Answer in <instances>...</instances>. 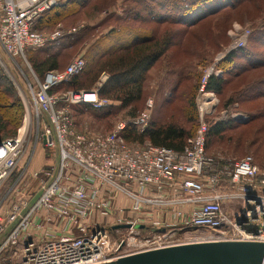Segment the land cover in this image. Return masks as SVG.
<instances>
[{
  "label": "built area",
  "instance_id": "built-area-1",
  "mask_svg": "<svg viewBox=\"0 0 264 264\" xmlns=\"http://www.w3.org/2000/svg\"><path fill=\"white\" fill-rule=\"evenodd\" d=\"M62 1L0 0L3 52L27 65L26 49L74 33L75 28L48 33L33 29L42 12ZM247 33L234 39L232 47L242 46ZM84 64L82 57L73 58L64 69L47 71L42 79L27 67L29 79L20 90L22 124L0 141V190L8 182L0 197V264H105L179 243L264 242V169L250 155L224 169L205 150L204 116L214 100L205 85L217 75L212 73H218L214 64L204 72L199 88L205 98L200 124L181 151L123 140L120 133L126 125L138 132L148 126L151 99L141 113L119 121L107 133L79 130L71 106L115 105L98 95L105 73L91 89L55 90L71 81ZM229 117L245 119L236 113ZM37 148L48 151V160L32 169ZM33 180L37 186L31 192ZM164 209L175 221L158 218ZM146 229L152 233L142 235ZM176 229L184 230V241L167 240Z\"/></svg>",
  "mask_w": 264,
  "mask_h": 264
},
{
  "label": "trees",
  "instance_id": "trees-1",
  "mask_svg": "<svg viewBox=\"0 0 264 264\" xmlns=\"http://www.w3.org/2000/svg\"><path fill=\"white\" fill-rule=\"evenodd\" d=\"M74 1L76 0H64L57 7L42 12L36 19L33 29L41 31L50 26L56 17ZM139 1L137 0L139 4L135 2L137 8L132 10L129 16L130 20H138L141 23L153 25V27L148 28L149 31L132 27L128 28L124 34L113 30L111 36L108 35L107 39L102 38L103 41L93 46L91 54L82 57L85 61L83 69L71 81L55 90H88L97 80L99 74L105 71L108 73V78L98 90L99 97L119 99L121 101L119 109L129 107L127 111L131 115L130 117H133L140 107L137 103L144 95L143 83L148 71L156 62H163L165 74L173 78L162 103L155 108V115L150 118L148 126L143 131L138 132L133 125H126L120 134L125 142L143 143L148 141L153 145L181 151L187 139L195 133L198 126L197 115L194 114V118L185 125L172 116L168 120L163 119V112L174 98L172 92L175 87L184 80H190L191 73L193 77L197 74L193 70L185 69V66L182 67V64H178L176 59H170L172 48H176L179 41L177 37L181 36L188 26H194L217 12L230 11L244 0ZM180 30H183V33H180ZM75 39V35L64 36L57 43L56 41L47 43L43 46L44 48L32 50L33 52L26 49L25 58L31 62L34 71L43 78L47 71L63 69L61 68L62 62L59 60L60 56L67 47L74 45ZM29 50L31 49L29 48ZM258 55L250 52L245 46L225 54L217 63L221 74L211 75L207 79L206 90L212 91L216 95H223L226 90L229 91L223 102L225 107L234 106L239 109V106L244 103L264 101V75L253 81L244 79L247 73L264 68V53ZM177 65H179L178 68ZM1 70L0 67V141L15 134L24 112L23 104L13 84ZM230 84L233 86L227 88ZM198 85L199 80L195 87ZM72 109H91L96 115L104 116L110 114L112 108L95 109L87 104H77L73 105ZM241 110H243L240 111L242 115L248 116L247 120L227 118L207 122L205 150L212 140L224 138L226 131L247 126L264 115V105L255 111L246 110L245 107ZM195 119L196 127L191 124L193 120L195 122ZM253 161L258 167H264L263 164L256 163L255 159Z\"/></svg>",
  "mask_w": 264,
  "mask_h": 264
},
{
  "label": "rangeland",
  "instance_id": "rangeland-1",
  "mask_svg": "<svg viewBox=\"0 0 264 264\" xmlns=\"http://www.w3.org/2000/svg\"><path fill=\"white\" fill-rule=\"evenodd\" d=\"M143 1L144 0H140L139 2ZM135 2H137V0H76L73 3H70L69 6L56 17L55 21L50 26L41 30V32L48 33L57 28H61L62 30L75 28L74 33L64 35H75L76 39L74 40V45L67 47L62 52L59 59L62 62L61 68L64 69L68 62L73 58H84V56H87L91 51H93V46L100 41H103L102 38L107 39L106 37L108 35L111 36L113 30L114 32L116 31L118 33L119 31L123 34L128 28L132 27L149 31L148 28H152L153 25H147L146 23H141V21L130 20L129 18L132 10L137 8L138 2ZM166 25L170 26L168 24ZM235 29L238 30L236 31ZM245 31H248V33L244 37V44L240 47H232L235 42L234 39L241 36ZM263 32L264 0H244L240 3V5L230 11L217 12L206 17L199 23H196L194 26H188L184 33L183 30H180V33L183 34L177 37V40L179 41L176 48H172L170 59H176L178 64H182L181 66H185V69L187 70L195 71L197 75L193 77V74L191 73L190 80H184V82L175 87L172 92V97L174 98L169 102L167 108L164 110L163 119L168 120L172 116L177 121L187 125L189 124V121L194 118V114H196L197 125L199 126L201 113L200 109L203 106L202 102L205 100L202 95L203 92H201L199 88L206 69L214 64V68L218 71V73L212 74L220 75L221 70L217 67V63L221 60V58L219 59L218 56L221 54H227L226 51L229 48H231L230 51H232L245 46L255 55L264 53ZM40 48H30L31 50L28 49V51L33 52L32 50ZM0 67L3 70V74H5L7 79L13 84L22 104L23 101L20 90L23 87L26 88L25 84L29 79L28 68H31L38 79H42V77H40L32 68L31 62L27 61V65L24 63L22 65V63L20 64V62L16 60L13 61L3 52L1 48ZM176 67L178 68L179 65ZM163 68V62H156L155 65L148 71L147 77L143 83L144 95L137 103L140 107L136 110L134 116L142 112L148 99H151L153 102L149 120L153 117V115H155V108L162 103L164 96L169 90V83H171L170 81L173 78L167 76L165 74V69ZM103 73L107 75L106 79L108 78V73L105 71L101 72L94 84L100 79ZM263 75L264 68H260L247 73L244 79L253 81ZM198 80L199 85L198 87H195ZM232 86L233 85L230 84L227 88ZM228 92L229 91L226 90L223 95H216L213 93L214 95L209 97L214 100L212 101L210 112L204 116L205 122L213 121L214 119L225 120L230 118V114L233 113L242 115V112L240 111H243L241 109L244 107L246 110L255 111L260 106L264 105V101L257 100L249 104L244 103L239 106V109L234 108V106L225 107L223 102L226 99ZM110 99L115 101V105L110 106L112 108L111 113L104 116L96 115L94 110L91 109L75 110L72 109L71 106L70 110L76 122L77 128L79 130L89 129L95 132L107 133L119 121L130 118L131 115L127 111L129 107L119 109L121 101L115 98ZM243 116H245L244 120L248 119L246 114ZM22 121L19 126H21ZM191 124L196 127V119L195 122L193 120ZM224 134V138H216V140L214 139L209 142L206 149V153L208 156L213 158L216 166L229 169L235 160H238L246 155L252 156L256 163L264 165V115L255 119L247 126H240L235 130L226 131ZM228 136H230L229 139ZM36 151L38 152L36 153V158H39V156L41 157V154L46 157V152H44L43 149L37 148ZM36 158H33L31 165L32 169H36L33 168ZM38 162L42 165L45 163V160L41 158V161L38 160ZM259 168L261 170L264 169V167L261 166ZM6 185L7 183L1 187L0 197L3 195ZM29 185L31 187L30 191L33 192L36 189L37 180L29 181ZM186 230L189 231L190 229ZM190 232L193 231L190 230ZM149 233H152V231L146 229L143 231L142 235H147ZM184 237H186L184 230L176 229L169 234L167 240L172 239L171 241L173 242H182L185 239Z\"/></svg>",
  "mask_w": 264,
  "mask_h": 264
},
{
  "label": "water",
  "instance_id": "water-1",
  "mask_svg": "<svg viewBox=\"0 0 264 264\" xmlns=\"http://www.w3.org/2000/svg\"><path fill=\"white\" fill-rule=\"evenodd\" d=\"M105 264H264V242L209 240L179 243L120 256Z\"/></svg>",
  "mask_w": 264,
  "mask_h": 264
},
{
  "label": "crops",
  "instance_id": "crops-1",
  "mask_svg": "<svg viewBox=\"0 0 264 264\" xmlns=\"http://www.w3.org/2000/svg\"><path fill=\"white\" fill-rule=\"evenodd\" d=\"M43 151L46 152V157H45V155L43 156V154H41L42 155L41 157L39 156V158H36V156H37V154H36V156H35L36 161L34 163L33 168H36V169L38 168V165L41 164V163L38 162V160L41 161V158H43L45 160V162L48 160V158H47V156H48L47 152L48 151H46V150H43ZM120 200H122V199H120ZM188 209H189L188 206H183V210L187 211ZM159 212L160 213L158 214V218L164 219V223H166V222L168 223L169 220L170 221H175V219H173V217L171 216V213H169L170 212L169 209H164L163 211H159Z\"/></svg>",
  "mask_w": 264,
  "mask_h": 264
}]
</instances>
